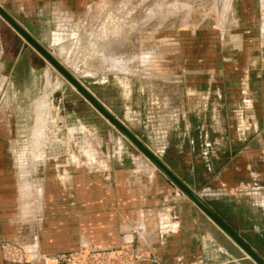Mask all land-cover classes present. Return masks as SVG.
Segmentation results:
<instances>
[{
  "label": "crops",
  "instance_id": "0c3cea01",
  "mask_svg": "<svg viewBox=\"0 0 264 264\" xmlns=\"http://www.w3.org/2000/svg\"><path fill=\"white\" fill-rule=\"evenodd\" d=\"M7 1L10 11L0 6L15 21L14 14L21 13L61 22L52 37L56 46L77 36L78 29L73 33L69 23L78 24L94 0ZM261 5L255 28L263 40ZM248 10L240 15L245 33L252 26L246 23ZM11 40L26 45L15 58H27L31 74L46 64L0 18V98L6 96L1 66ZM100 59L108 68L95 74L134 64L122 58H112L114 65ZM212 60L191 58L187 72L180 58L175 92L181 104L176 119L181 137L173 151L184 170L177 173L166 166L202 194L205 204L264 260V58H220L217 67ZM45 104L38 112L35 102L34 120L20 139L12 135L15 125L0 118V241L34 247L44 258L27 264H56L52 258L75 252L82 244L117 247L122 235L137 231L146 235L151 258L133 264H255L170 180L150 168L146 158L142 171L134 168L135 158L128 152L96 156L89 149L96 140L93 133L79 123L71 127L57 117L51 120L50 112L60 109ZM36 120L42 123L40 133ZM177 129L169 124L166 138ZM164 144L168 149L169 141ZM0 264L9 263L0 256Z\"/></svg>",
  "mask_w": 264,
  "mask_h": 264
},
{
  "label": "rangeland",
  "instance_id": "374dc122",
  "mask_svg": "<svg viewBox=\"0 0 264 264\" xmlns=\"http://www.w3.org/2000/svg\"><path fill=\"white\" fill-rule=\"evenodd\" d=\"M261 3L264 7V0H94L78 24L69 23L73 33L78 29L77 36L56 46H52V37L61 30V22L52 24L21 13L14 16L45 49L53 51L54 57L112 115L172 171L180 173L184 168L173 151L181 137L176 124L177 109L181 104L175 92L180 58H183L182 66L187 72L191 68V58H213L211 62L215 67L220 58H264V35L261 40L260 32L255 28L262 11ZM0 5L11 10L7 0H0ZM245 7L251 14L246 19L247 26L252 25L247 33L240 17ZM22 44L24 48L23 42H9L8 58L1 66L7 81L4 86L6 96L0 98V106L7 109V113L0 109V118L15 125L12 135L18 139L27 136L26 125L34 120L35 102L44 96L50 107L60 109L59 113L50 112L51 120L57 117L71 127L85 125L87 132L93 133L96 140L89 149L96 156L103 155L105 159L128 152L135 158L134 168L146 171L142 163L145 157L52 67L45 64L31 74L27 58L23 55L15 58L23 51ZM75 45L78 47L73 50ZM100 58L112 60L113 65L115 60L112 58L132 60L134 64L127 66V71H121V65L118 72L95 74L99 69L108 68L102 66ZM66 59L71 64H67ZM48 74L50 84L46 86ZM168 74L173 78L166 77ZM169 124L177 130L170 131L166 138ZM36 132L40 133L39 130ZM166 140L170 144L164 150ZM169 160L174 162L169 163ZM149 167L154 169L152 165Z\"/></svg>",
  "mask_w": 264,
  "mask_h": 264
},
{
  "label": "water",
  "instance_id": "95a60500",
  "mask_svg": "<svg viewBox=\"0 0 264 264\" xmlns=\"http://www.w3.org/2000/svg\"><path fill=\"white\" fill-rule=\"evenodd\" d=\"M2 18L16 34L30 46L46 64L52 67L86 102H88L122 137L136 148L148 162L163 174L178 190H180L211 222H213L246 256L255 264H264L260 258L238 235H236L202 200L203 195L197 194L180 181L166 164L147 148L123 122L118 120L88 91L54 56L45 49L24 27L15 21L1 6Z\"/></svg>",
  "mask_w": 264,
  "mask_h": 264
},
{
  "label": "built area",
  "instance_id": "2783aa9c",
  "mask_svg": "<svg viewBox=\"0 0 264 264\" xmlns=\"http://www.w3.org/2000/svg\"><path fill=\"white\" fill-rule=\"evenodd\" d=\"M173 230L174 228H171L170 231ZM133 234L122 235L117 247L82 244L75 252L60 254L52 258V261L56 264H133L150 260L149 241L146 235L138 231ZM0 256L9 264L44 260L38 256L34 247L18 246L4 241H0Z\"/></svg>",
  "mask_w": 264,
  "mask_h": 264
},
{
  "label": "bare ground",
  "instance_id": "6f19581e",
  "mask_svg": "<svg viewBox=\"0 0 264 264\" xmlns=\"http://www.w3.org/2000/svg\"><path fill=\"white\" fill-rule=\"evenodd\" d=\"M51 51H52V50H51ZM52 53H53V51H52ZM47 83H49V82H48V77H47ZM45 103H46V101H45V99H44V96L41 97L39 100L36 101V105L38 106V110H37L38 112L41 111V106H45V105H46ZM38 114H39V113H38ZM40 126H41V123L37 122V123H36V127H37L38 130H39V127H40ZM34 135L37 137L38 134H34ZM38 139H39V138H38ZM40 139H41V138H40ZM38 150H39V149L37 148L36 151H38ZM146 162H147L148 164H150L148 161H146Z\"/></svg>",
  "mask_w": 264,
  "mask_h": 264
}]
</instances>
